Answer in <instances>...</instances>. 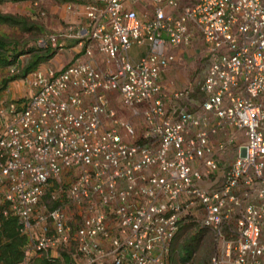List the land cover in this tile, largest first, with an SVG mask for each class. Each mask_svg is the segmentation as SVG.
<instances>
[{
	"label": "built area",
	"instance_id": "1",
	"mask_svg": "<svg viewBox=\"0 0 264 264\" xmlns=\"http://www.w3.org/2000/svg\"><path fill=\"white\" fill-rule=\"evenodd\" d=\"M66 8L82 19L39 45L75 40V59L28 73V97L0 98L4 212L30 248L74 240L69 264H169L182 217L197 209L217 242L211 264H264V0ZM199 39L209 66L193 97L163 75ZM53 179L82 213L74 236L63 206L46 202Z\"/></svg>",
	"mask_w": 264,
	"mask_h": 264
},
{
	"label": "trees",
	"instance_id": "2",
	"mask_svg": "<svg viewBox=\"0 0 264 264\" xmlns=\"http://www.w3.org/2000/svg\"><path fill=\"white\" fill-rule=\"evenodd\" d=\"M34 2L39 0H0V2ZM45 13V11L43 10ZM39 11V16H43ZM43 23L40 19L29 13L20 11H3L0 9V97L9 87L12 80L23 78L38 68L42 63L55 56L59 47L51 44L41 46L38 35L43 33ZM24 41L21 37L33 34ZM65 45L60 42V46ZM19 67L12 72V65ZM7 69L10 74L2 72ZM4 71V70H3ZM71 171L62 174V184L65 186L71 179ZM61 184V185H62ZM59 183V179L50 180L46 188V202L50 208L63 206L73 226V236L81 225L82 213L80 208L70 202ZM4 187L0 186V264H69L71 252L75 250V242L71 240L61 244L56 249L39 250L30 248V237L21 229L17 215L9 211L5 214L7 202L4 197ZM195 209L186 214L180 221L171 246L169 264H211L212 256L216 250L217 242L213 232L201 222L202 212ZM74 239V238H73Z\"/></svg>",
	"mask_w": 264,
	"mask_h": 264
},
{
	"label": "rangeland",
	"instance_id": "3",
	"mask_svg": "<svg viewBox=\"0 0 264 264\" xmlns=\"http://www.w3.org/2000/svg\"><path fill=\"white\" fill-rule=\"evenodd\" d=\"M67 1H70V0H39L38 5L31 1L30 2L20 1V2H15V3L14 2H10V3L0 2V9L3 11H15L16 10V11H20L24 13H29L31 15H34L38 19H40L43 23L44 32L37 34L38 41L36 39V43H39V39H41L42 37L44 38L48 36L49 34L53 33L48 28V24L50 25L51 17L58 16L59 10L63 8L66 9ZM140 7L142 10L150 9V5L142 4ZM40 10L42 12L43 10L45 11V13H43V16L41 15L39 16ZM34 35L35 33L28 34V35L25 34L21 38L24 41L27 40V41L33 42V40H28V38L34 37ZM72 46L73 45L71 46L66 45V46H62L61 48H59V52L57 53L56 57L59 56L62 59H65L66 62L68 61L67 63H70L73 59H75V52L73 51ZM182 49H185V51H183ZM177 51L183 54V58L173 63L172 66L166 71V74H167L166 78L170 86H174V88L191 87L194 90V91L193 90L191 91L192 92L191 94L193 95V97H199L198 88H199L200 83L203 81L205 74L207 72L208 66H209L208 56L206 53L204 43L201 39H199L198 41L194 42L193 44L189 46L183 47L181 49H177ZM70 55H71V58L69 60ZM43 65H45V63ZM41 68L44 69L45 67L41 66ZM1 71L5 72L7 75L10 74V72H8L7 69L6 70L1 69ZM23 80L24 78H18L16 80L17 81V91L19 92V94L28 92L27 91L28 89L25 85V82H23ZM11 89L10 87H7V90H4L1 95L11 96L10 94ZM187 103H188V99L186 98H180L176 102H173V104H175L176 106L185 105ZM117 105L121 108L122 114L128 117L131 115V112L129 109L124 108L119 102ZM198 218L201 219V217H198Z\"/></svg>",
	"mask_w": 264,
	"mask_h": 264
},
{
	"label": "crops",
	"instance_id": "4",
	"mask_svg": "<svg viewBox=\"0 0 264 264\" xmlns=\"http://www.w3.org/2000/svg\"><path fill=\"white\" fill-rule=\"evenodd\" d=\"M72 1L77 3L80 0H72ZM78 17H79V19H82L81 16H78V15L76 16V14H74L73 12H69L67 9L63 8V9L59 10L58 16L51 17L50 25L48 24V28L53 33H59V31H62L65 28V26H66V24L68 22L74 21V20L78 19ZM61 40H60V42L64 43L65 46L66 45L71 46V45H73L76 42L75 40H72V39H67V40H64L63 39L62 41ZM182 50L185 51V49H182ZM133 51H134L135 55H139L141 53V48H139L138 46H134ZM58 52H59V50L57 51V53ZM57 53L55 54V56L53 58H51L50 60L44 62L45 65H43L44 63H42L40 65V67L43 66L45 68H48V67L59 68V67H62L64 65H66L68 61L66 62L65 59H62L59 56L56 57L57 56ZM70 58H71V55L69 57V60H70ZM166 76H167V74L165 72L164 75H163V81L169 83L168 80H167V78H166ZM16 80H13L11 82L10 86H9L10 89L12 88L11 91H10L11 96L12 97H16L17 99L24 98V97L28 96L30 94V86L28 85V83L25 81V79L23 80V82H25V85H26V87L28 89L27 90L28 92L27 93H20L19 94V92L17 91V81ZM172 87H174V86H172ZM227 151L228 150H225L224 153H223V155L226 158H228L229 160H232L233 157L235 156L233 150L230 149L228 151V153H227Z\"/></svg>",
	"mask_w": 264,
	"mask_h": 264
},
{
	"label": "clouds",
	"instance_id": "5",
	"mask_svg": "<svg viewBox=\"0 0 264 264\" xmlns=\"http://www.w3.org/2000/svg\"><path fill=\"white\" fill-rule=\"evenodd\" d=\"M70 1H72V0H70ZM67 2H68V1H67ZM67 2H66V3H67ZM66 9H67V8H66ZM66 25H67V24H66ZM51 34H52V33H51ZM57 34H58V33H57ZM49 35H50V34H49ZM49 35H48V36H49ZM46 37H47V36H46ZM46 37H44V38H46ZM42 38H43V37H42ZM61 39H63V38H61ZM62 46H65V45H62ZM62 46H60V44H59L57 47L60 48V47H62ZM57 47H56V48H57ZM67 64H68V63H67ZM38 68H40V66H39ZM23 78L25 79V77H23ZM6 90H7V89H6ZM5 96H8V95H5ZM5 96H2V97H5ZM28 96H29V95H28ZM28 96H26V97H28ZM2 97H0V98H2ZM9 97H11V96H9ZM13 98H16V97H13ZM19 99H24V98H19Z\"/></svg>",
	"mask_w": 264,
	"mask_h": 264
}]
</instances>
